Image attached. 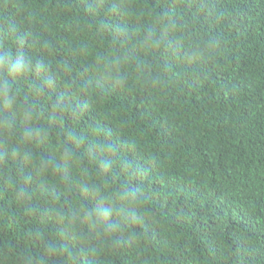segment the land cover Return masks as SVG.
<instances>
[{
	"label": "trees",
	"instance_id": "16d2710c",
	"mask_svg": "<svg viewBox=\"0 0 264 264\" xmlns=\"http://www.w3.org/2000/svg\"><path fill=\"white\" fill-rule=\"evenodd\" d=\"M0 264H264V0H0Z\"/></svg>",
	"mask_w": 264,
	"mask_h": 264
}]
</instances>
